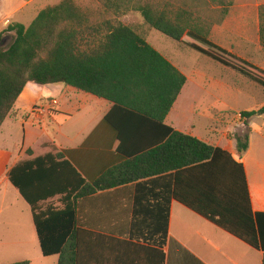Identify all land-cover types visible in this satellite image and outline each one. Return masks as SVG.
Instances as JSON below:
<instances>
[{"label": "trees", "instance_id": "16d2710c", "mask_svg": "<svg viewBox=\"0 0 264 264\" xmlns=\"http://www.w3.org/2000/svg\"><path fill=\"white\" fill-rule=\"evenodd\" d=\"M92 2L97 17L89 4L62 0L43 9L28 28L11 23L0 33V129L26 86L63 84L112 103L105 122L116 132L117 151L126 159L93 183L62 152L26 159L10 170V183L31 208L43 256H59L58 264H80L79 200L153 179L169 183L170 200L263 253L264 264V213L253 210L244 164L166 124L187 77L149 43L157 30L264 87V71L232 60L209 41L213 26L224 22L236 0ZM129 14H139L143 23L123 22ZM259 22L264 49V5ZM262 115L264 107L241 113L246 126ZM144 133L155 138L140 147L138 137ZM230 137L242 158L249 150V133ZM158 238L155 244L163 248L167 233Z\"/></svg>", "mask_w": 264, "mask_h": 264}, {"label": "crops", "instance_id": "0c3cea01", "mask_svg": "<svg viewBox=\"0 0 264 264\" xmlns=\"http://www.w3.org/2000/svg\"><path fill=\"white\" fill-rule=\"evenodd\" d=\"M261 5H264V0H255L254 4L238 3L236 0L228 17L222 24H215L213 30H224L233 16V20L242 25L232 33H225V36H232L233 42L240 43V53L235 54L221 44L216 45L264 71V49L259 38ZM27 6L28 0H23L12 12ZM236 11L241 14L232 15ZM246 12H252V15L248 16ZM248 21L256 23V28L255 25L252 28L246 26ZM6 22L11 24L7 19L5 26H9ZM159 52L187 77L166 124L220 147L241 161L247 174L253 210L264 213V125L256 123L264 120V115L254 116L248 126L239 119L237 127L221 121V129L219 126L207 128L204 133L198 126V116L194 115L197 114V106H193L196 102L193 100L197 97L195 93L207 89V75L192 72L189 76L186 63ZM234 83L235 80H223L214 84L218 89L230 90ZM112 106L106 100L63 84L26 86L12 114L0 129V193L3 187L6 193L14 188L9 181V172L14 166L48 153L62 152L88 183L95 182L109 169L124 162L126 159L117 151V134L105 122ZM35 107L48 111L37 116L33 114ZM233 132L240 135L249 133V150L242 158L230 137ZM154 138V135L144 133L138 137V144L140 147L149 145ZM28 151L32 152L31 157ZM169 187L167 181L148 179L80 199L76 209L80 264H263V253L258 255V251L175 200H170ZM15 193L19 194L17 190ZM19 198L25 201L21 196ZM19 198L16 200L19 201ZM27 206L25 223L16 227L10 222L11 215L16 212H11L5 204L0 206V221H7L6 224L0 222V264L22 261L58 264L59 256H43L31 208ZM164 233H167L166 245L160 248L155 242Z\"/></svg>", "mask_w": 264, "mask_h": 264}, {"label": "rangeland", "instance_id": "374dc122", "mask_svg": "<svg viewBox=\"0 0 264 264\" xmlns=\"http://www.w3.org/2000/svg\"><path fill=\"white\" fill-rule=\"evenodd\" d=\"M61 1L62 0H28L27 7L16 13H13V8H18L23 3V0H1L0 33L8 27L4 25L5 20L9 19L11 23H20L28 28L43 9L49 6L57 5ZM80 2L83 5L89 4L91 9L94 11V7L96 5L92 2V0H80ZM237 2L243 4H254L255 0H237ZM93 13H95L96 17L99 14V12L96 10ZM240 14V11L232 13L234 16ZM246 15H252V12H246ZM211 16L213 17L212 19L214 21L218 19L217 15L211 14ZM121 20L125 23H143V18L139 14H129L127 16H123ZM6 24L10 25L8 22H6ZM239 25L242 24L236 20H233L232 16L225 25L224 30L220 28L214 30L212 29L213 33H211L209 41L215 47H218L216 44H221L235 54L240 53V43L236 41L233 42L234 37L232 36H225V33L229 34L236 31V28ZM254 25L256 28V23L253 24L251 21L246 23V26L250 28H252V26L254 27ZM149 42L157 50L186 63V65L189 67V70L187 71L189 76L192 74V72L203 73L207 75V89H204L203 92L195 93L197 97L193 100L196 101L195 103L193 102V106H197V114L194 115L198 116V126L203 129L204 133L207 132V130H205L207 128L210 129L212 127L216 128L219 126L221 129L223 126L222 125L220 127L221 121H224L226 125L237 127V119L244 121V119L241 117L242 112L256 111L259 110L260 107L264 106V87L251 80L249 77H246L239 72L221 65L220 63L202 55L199 52L187 48L183 44L163 35L157 30H152L149 37ZM232 52L226 51L225 55L236 62H243L247 65L249 64L238 58ZM249 65L253 66L252 64ZM258 70L263 72V70L260 68H258ZM223 80L224 82H232L235 80L233 89L222 90L215 87L214 83H218V81L222 82ZM187 103L190 105L189 102ZM256 123L264 125V120H258ZM11 189L12 190L10 192L6 193L5 187L1 188L0 206L3 207L5 204V207L11 208V212H16L15 215H11L10 221L16 227L20 223H25L26 216H28V206L25 201L19 198V194L15 193L16 190H14V188ZM17 197L20 199L19 201L16 200ZM1 223L6 224L7 221L3 219ZM257 254L260 255L259 252Z\"/></svg>", "mask_w": 264, "mask_h": 264}, {"label": "built area", "instance_id": "2783aa9c", "mask_svg": "<svg viewBox=\"0 0 264 264\" xmlns=\"http://www.w3.org/2000/svg\"><path fill=\"white\" fill-rule=\"evenodd\" d=\"M56 103V101L54 102ZM48 110L43 108V107H35L33 110V114L37 115V116H42L45 114V112H47Z\"/></svg>", "mask_w": 264, "mask_h": 264}]
</instances>
